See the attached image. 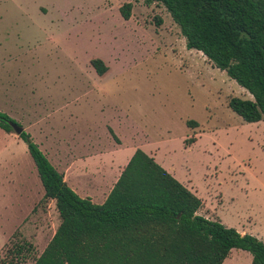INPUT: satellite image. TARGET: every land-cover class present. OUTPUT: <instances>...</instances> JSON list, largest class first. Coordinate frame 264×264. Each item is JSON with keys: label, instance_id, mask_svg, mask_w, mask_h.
<instances>
[{"label": "rangeland", "instance_id": "374dc122", "mask_svg": "<svg viewBox=\"0 0 264 264\" xmlns=\"http://www.w3.org/2000/svg\"><path fill=\"white\" fill-rule=\"evenodd\" d=\"M126 3L129 20L120 12ZM93 59L107 66L102 77ZM35 91L49 111L77 110L101 132L109 121L122 135L146 137L158 149L154 160L203 201L201 215L264 241V121L232 111L230 98L252 95L189 50L161 4L0 0V111H25ZM36 169L27 141L0 128V260L18 239L40 255L61 222L54 201L31 205L43 190ZM224 264H252V255L234 249Z\"/></svg>", "mask_w": 264, "mask_h": 264}, {"label": "trees", "instance_id": "16d2710c", "mask_svg": "<svg viewBox=\"0 0 264 264\" xmlns=\"http://www.w3.org/2000/svg\"><path fill=\"white\" fill-rule=\"evenodd\" d=\"M145 1L164 6L187 48L203 53L252 95L230 98L232 111L247 123L264 121V0ZM132 7L120 8L125 20ZM91 65L100 76L108 70L101 59ZM13 124L0 111V128L11 133ZM20 137L61 223L40 255L33 243L18 239L0 264H224L234 249L250 253L252 264H264V241L201 215L203 201L144 151L135 152L105 203L97 205L68 186L29 134Z\"/></svg>", "mask_w": 264, "mask_h": 264}, {"label": "crops", "instance_id": "0c3cea01", "mask_svg": "<svg viewBox=\"0 0 264 264\" xmlns=\"http://www.w3.org/2000/svg\"><path fill=\"white\" fill-rule=\"evenodd\" d=\"M31 97L38 99L28 101L30 105L25 111H19L17 115L11 113L10 117L22 124L24 131L29 133L33 142L38 145L51 164L64 175L68 186L81 198H88L97 205L104 204L122 171L138 149L158 160V149L147 143L146 137H140L136 131L122 135L110 125L109 121H105L104 131L101 132L94 123L88 125L77 110L67 115L62 113L63 109L49 111L46 107H42L46 101L43 100L46 96L42 92H32ZM75 102L77 104L79 101ZM126 113L129 114V110ZM55 117H58L57 120ZM72 119L73 128L70 125ZM22 194L27 199L32 198V195ZM44 196L43 187V190L40 188L38 195L34 196L31 205L42 198L44 201ZM58 227L52 233L45 248ZM42 231L48 232L46 229Z\"/></svg>", "mask_w": 264, "mask_h": 264}, {"label": "water", "instance_id": "95a60500", "mask_svg": "<svg viewBox=\"0 0 264 264\" xmlns=\"http://www.w3.org/2000/svg\"><path fill=\"white\" fill-rule=\"evenodd\" d=\"M12 126L18 135H21L23 133L24 129L21 126L17 124H13Z\"/></svg>", "mask_w": 264, "mask_h": 264}]
</instances>
